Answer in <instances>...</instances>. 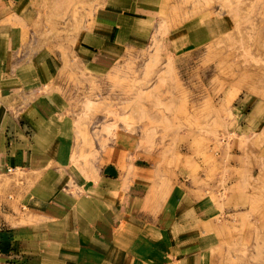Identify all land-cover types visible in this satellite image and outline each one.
<instances>
[{"label": "rangeland", "instance_id": "1", "mask_svg": "<svg viewBox=\"0 0 264 264\" xmlns=\"http://www.w3.org/2000/svg\"><path fill=\"white\" fill-rule=\"evenodd\" d=\"M105 2L44 0L26 40L61 64L72 160L102 164L114 144H134L163 175L184 171L200 213L183 215L182 228H198L183 232V253L264 264V0H161L150 41L96 73L75 57V35Z\"/></svg>", "mask_w": 264, "mask_h": 264}, {"label": "crops", "instance_id": "2", "mask_svg": "<svg viewBox=\"0 0 264 264\" xmlns=\"http://www.w3.org/2000/svg\"><path fill=\"white\" fill-rule=\"evenodd\" d=\"M43 3L0 0V264H193L183 232L198 228L182 220L200 212L184 171L163 175L134 144H114L102 164L72 160L75 118L54 90L61 64L26 45ZM160 6L106 0L76 33L75 57L105 73L150 41ZM46 85L54 91L42 95Z\"/></svg>", "mask_w": 264, "mask_h": 264}, {"label": "built area", "instance_id": "3", "mask_svg": "<svg viewBox=\"0 0 264 264\" xmlns=\"http://www.w3.org/2000/svg\"><path fill=\"white\" fill-rule=\"evenodd\" d=\"M14 169H17V167H9V168H7V170H6V172H12V170H14Z\"/></svg>", "mask_w": 264, "mask_h": 264}]
</instances>
